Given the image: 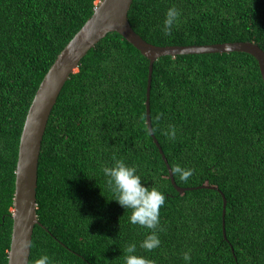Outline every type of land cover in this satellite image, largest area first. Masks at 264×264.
I'll return each mask as SVG.
<instances>
[{
	"label": "trees",
	"instance_id": "obj_1",
	"mask_svg": "<svg viewBox=\"0 0 264 264\" xmlns=\"http://www.w3.org/2000/svg\"><path fill=\"white\" fill-rule=\"evenodd\" d=\"M101 0H0V264H9L21 133L35 93L58 54ZM180 12L164 36L167 10ZM134 30L155 45L253 41L264 49V0H133ZM149 58L118 32L91 48L65 83L42 141L29 264H125L126 247L154 264H264V80L251 53L166 55L154 63L151 120L172 183L145 132ZM160 116L159 120L156 119ZM176 128L175 141L163 133ZM115 154L165 197L160 246L129 223L103 167ZM203 184L217 188L197 187ZM227 199L226 233L223 231ZM185 262L183 253L189 251Z\"/></svg>",
	"mask_w": 264,
	"mask_h": 264
},
{
	"label": "water",
	"instance_id": "obj_2",
	"mask_svg": "<svg viewBox=\"0 0 264 264\" xmlns=\"http://www.w3.org/2000/svg\"><path fill=\"white\" fill-rule=\"evenodd\" d=\"M133 0H101L93 14L65 45L41 81L21 133L13 210V231L9 251V264H29L31 244L37 215V186L39 158L47 124L57 99L71 74L77 71L81 60L102 38L110 32H118L149 58V75L146 98V122L153 128L151 120V86L154 63L162 56L193 53H224L244 51L258 60L264 80V49L253 41H234L211 44L155 45L145 40L132 27L129 10ZM168 167L172 183L183 193L195 187H182L176 183L171 165L164 154L155 133L151 134ZM197 187L217 188L203 184ZM223 193V192H222ZM223 231L226 233L227 199L223 193Z\"/></svg>",
	"mask_w": 264,
	"mask_h": 264
},
{
	"label": "clouds",
	"instance_id": "obj_3",
	"mask_svg": "<svg viewBox=\"0 0 264 264\" xmlns=\"http://www.w3.org/2000/svg\"><path fill=\"white\" fill-rule=\"evenodd\" d=\"M181 12L173 5L166 12V18L163 22L162 32L164 36H171L174 25L179 24ZM160 116L156 117L159 120ZM155 128H145L148 135L153 134ZM169 140L175 141L176 128L174 125L169 126V130L163 133ZM114 164L111 167H103L102 171L105 175L107 187L114 194V199L120 206L126 210H131L129 223L138 225L142 228L151 230V234L140 243V248L146 251L157 249L161 241L158 232L165 229L160 226V209L164 206L166 197L156 187H145L141 183V177L137 174L135 166H127L123 159H117L115 154L112 157ZM194 169H185L179 165L172 167L171 172L177 176L182 182L187 183L194 173ZM137 250L135 243L129 244L124 256L125 264H154V261L142 256L135 255ZM191 250L183 253V260L189 262L191 260ZM32 264H50V258L42 255L35 259Z\"/></svg>",
	"mask_w": 264,
	"mask_h": 264
}]
</instances>
